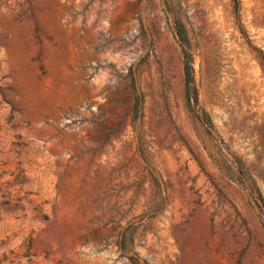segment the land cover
Masks as SVG:
<instances>
[{
  "label": "rangeland",
  "instance_id": "obj_1",
  "mask_svg": "<svg viewBox=\"0 0 264 264\" xmlns=\"http://www.w3.org/2000/svg\"><path fill=\"white\" fill-rule=\"evenodd\" d=\"M253 185L264 0H0V264H264Z\"/></svg>",
  "mask_w": 264,
  "mask_h": 264
},
{
  "label": "trees",
  "instance_id": "obj_2",
  "mask_svg": "<svg viewBox=\"0 0 264 264\" xmlns=\"http://www.w3.org/2000/svg\"><path fill=\"white\" fill-rule=\"evenodd\" d=\"M174 30L176 33V37L178 41L180 42L183 50V71H184V77H185V102L186 107L188 108L189 112L192 113L193 117L197 119L201 124L206 126L209 133H213L215 131L214 124L212 122L211 117L203 111H200L198 109L199 106V100L197 92L194 88V72H193V62L192 57L188 51L189 49V39L187 35V31L184 27V25L178 20H175ZM142 98L141 96L137 99V105H136V111H138L142 105ZM237 164L241 167V173L245 177H247L249 180H252V178L248 175L247 171L245 170L242 162L240 160H237ZM251 190L254 191L258 197L259 202L262 204V207H264V198L262 197L260 191L253 185L251 186ZM128 260L131 262V264H147L146 262H142L139 258V256H136L135 258H128Z\"/></svg>",
  "mask_w": 264,
  "mask_h": 264
}]
</instances>
